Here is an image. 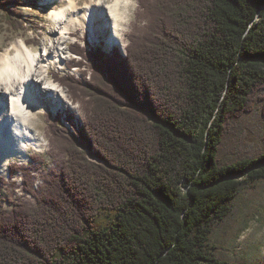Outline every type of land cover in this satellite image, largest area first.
Masks as SVG:
<instances>
[{"label":"trees","instance_id":"obj_1","mask_svg":"<svg viewBox=\"0 0 264 264\" xmlns=\"http://www.w3.org/2000/svg\"><path fill=\"white\" fill-rule=\"evenodd\" d=\"M21 5L0 0L17 29ZM138 7L143 26L124 53L70 47L80 59L68 66L84 77L55 78L84 118L47 114L62 159L38 189L29 169L10 166L33 205L4 198L6 209L0 197V264H264L225 256L214 241L242 193L264 183V0ZM255 113V147L227 154Z\"/></svg>","mask_w":264,"mask_h":264},{"label":"rangeland","instance_id":"obj_2","mask_svg":"<svg viewBox=\"0 0 264 264\" xmlns=\"http://www.w3.org/2000/svg\"><path fill=\"white\" fill-rule=\"evenodd\" d=\"M21 2L23 5L19 6L17 11L22 13V16L20 18L18 16H11L13 19L20 20L22 23V26L18 29L17 25H19V23L12 22V20L9 19L10 13L0 8V50H2L5 45H8L11 40L19 37L27 39V44L36 48L40 46L42 42L48 41L49 38L53 36V23L47 19L50 12L49 7L52 4H43L42 0H21ZM77 2L82 5L84 0H77ZM142 26L143 20L141 19L138 0H135V4L129 15V20L125 23V29H123L121 35V44L110 46L105 40V46L100 47H102L106 53L110 52L114 47H119L124 53V47L129 42V33L133 30L140 29ZM86 36L88 37L86 38ZM102 37L103 35L97 40L92 41L88 31H84L82 28L70 30V39L63 45L66 46L67 50L65 53L66 63L63 64L60 71L52 68L50 69V76L55 81L58 89L64 94L65 102L55 106L53 101L48 98H43V109L36 113V118L31 122L33 128L44 139L43 148L41 150H35L29 147L27 149L28 158L26 160L21 161L12 159L7 165L6 170L0 172V197H2L3 200H5L4 198L14 201L23 200L29 205H33L32 197L26 193L23 188L22 170L19 169L10 175V166L19 165L20 167L29 169L33 176L32 185L35 189H38L42 183L41 172H52L59 168L62 157L56 153L51 145V131L48 130L50 122L47 114L51 113L55 115L60 112L63 114L66 113V115L72 114L73 124L75 126H80L84 118V109L82 103L73 99L68 88L59 82L55 76L75 74L76 77L82 79L84 77L82 69L73 67V69L69 70V68H72L68 66L69 61L71 59H80V56L72 52L70 47H72L74 43H79L80 45H88L89 47L96 48L99 44H102ZM72 53H74L76 57ZM258 118L259 115L255 113L246 116L242 120L238 130L231 134L225 143L227 154L234 150L238 155L242 154L241 148L249 147V145L255 147L254 139L257 136L254 128L258 126ZM63 124L72 130L66 120L63 121ZM249 128L253 129L254 132H252L249 143L244 144L241 142L244 136L243 132L249 130ZM33 156L38 157L39 160L36 161L33 159ZM93 160L97 161L96 158H93ZM38 170H40L39 174H37ZM10 205L11 204L6 200L2 203V207L6 209H9ZM214 241L217 249L225 256L231 258H245L248 260L264 259V183H261L253 189L245 190L242 193V196L237 201L234 213L218 229Z\"/></svg>","mask_w":264,"mask_h":264},{"label":"bare ground","instance_id":"obj_3","mask_svg":"<svg viewBox=\"0 0 264 264\" xmlns=\"http://www.w3.org/2000/svg\"><path fill=\"white\" fill-rule=\"evenodd\" d=\"M42 3L52 4L47 19L53 23V36L36 48L19 37L0 50V172L12 159L26 160L29 147L43 148L44 139L31 122L43 109V98L55 106L65 102L50 69L60 71L66 63L63 45L70 39V30L82 28L92 41L103 35L108 44H121L135 0H84L82 5L77 0Z\"/></svg>","mask_w":264,"mask_h":264}]
</instances>
